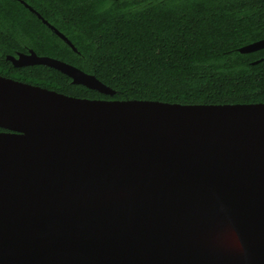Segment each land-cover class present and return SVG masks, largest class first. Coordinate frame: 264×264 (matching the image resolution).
Masks as SVG:
<instances>
[{"label": "water", "instance_id": "water-1", "mask_svg": "<svg viewBox=\"0 0 264 264\" xmlns=\"http://www.w3.org/2000/svg\"><path fill=\"white\" fill-rule=\"evenodd\" d=\"M6 60L115 93L32 50ZM0 129V264H264V103L77 98L0 75ZM234 230L241 255L214 241Z\"/></svg>", "mask_w": 264, "mask_h": 264}, {"label": "trees", "instance_id": "trees-1", "mask_svg": "<svg viewBox=\"0 0 264 264\" xmlns=\"http://www.w3.org/2000/svg\"><path fill=\"white\" fill-rule=\"evenodd\" d=\"M23 1L77 52L18 0H0L1 76L77 98L264 103V49L238 51L264 39V0ZM29 49L93 75L115 93L72 84L48 66L6 60Z\"/></svg>", "mask_w": 264, "mask_h": 264}, {"label": "bare ground", "instance_id": "bare-ground-1", "mask_svg": "<svg viewBox=\"0 0 264 264\" xmlns=\"http://www.w3.org/2000/svg\"><path fill=\"white\" fill-rule=\"evenodd\" d=\"M99 193H95L94 192H90L88 193V195L93 196L95 199L98 200H103V199H113L116 197H120V196H127L130 195L132 192H127V191H117V192H112L110 190H99ZM232 234L234 235H230L232 236V238L229 235H223L221 234L220 236H216L214 238V241L220 245H224L226 246H233L235 248L232 249L230 252L237 254V255H241L244 253L245 251V243L243 242V240H241V238L239 236H237V233L232 231ZM230 246V247H231Z\"/></svg>", "mask_w": 264, "mask_h": 264}, {"label": "flooded vegetation", "instance_id": "flooded-vegetation-1", "mask_svg": "<svg viewBox=\"0 0 264 264\" xmlns=\"http://www.w3.org/2000/svg\"><path fill=\"white\" fill-rule=\"evenodd\" d=\"M28 51H30V49H29ZM28 51H27V53H28ZM21 53H22V52H21Z\"/></svg>", "mask_w": 264, "mask_h": 264}]
</instances>
